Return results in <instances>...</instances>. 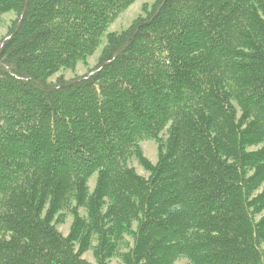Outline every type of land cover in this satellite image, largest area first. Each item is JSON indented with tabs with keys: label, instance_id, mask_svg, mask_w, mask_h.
<instances>
[{
	"label": "trees",
	"instance_id": "16d2710c",
	"mask_svg": "<svg viewBox=\"0 0 264 264\" xmlns=\"http://www.w3.org/2000/svg\"><path fill=\"white\" fill-rule=\"evenodd\" d=\"M134 1L0 0V264H264V0Z\"/></svg>",
	"mask_w": 264,
	"mask_h": 264
},
{
	"label": "rangeland",
	"instance_id": "374dc122",
	"mask_svg": "<svg viewBox=\"0 0 264 264\" xmlns=\"http://www.w3.org/2000/svg\"><path fill=\"white\" fill-rule=\"evenodd\" d=\"M155 2V0H135L132 5H130L125 11H123L118 17L108 26L106 34H116L126 30L131 23L138 17L145 14L148 8ZM15 19L12 13H7L0 16V39L6 35L7 29L9 28L11 22ZM105 43V38H103L101 45L96 49V51L87 58L83 63H78L72 70H64L58 72L55 76L51 78L54 82L58 77H63L66 80L73 79L74 77H81L93 69L98 61L100 52ZM141 151L143 156L152 164L157 161V146L154 141L146 140L140 143ZM129 165L136 171V173L142 177H146L147 174L142 170V168L137 164L135 160H132ZM95 176H93L89 181V187L92 189L94 185ZM72 218L67 215L65 223L57 227L58 232L66 237L69 233ZM83 259L87 262L94 264V260L91 252H87L83 255ZM108 264H121L119 260L113 259ZM176 264H186L185 260H179Z\"/></svg>",
	"mask_w": 264,
	"mask_h": 264
}]
</instances>
